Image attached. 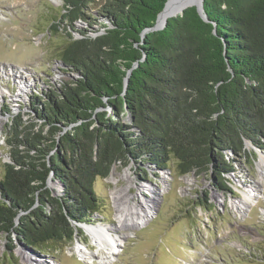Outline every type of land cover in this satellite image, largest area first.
<instances>
[{"label":"trees","instance_id":"16d2710c","mask_svg":"<svg viewBox=\"0 0 264 264\" xmlns=\"http://www.w3.org/2000/svg\"><path fill=\"white\" fill-rule=\"evenodd\" d=\"M166 2L63 0L49 35L65 25L57 58L77 78L59 88L46 81L49 91L33 94L40 126L10 118L0 236L53 254L100 212L95 182L113 165L168 170L173 162L180 176L210 171L214 186L228 191V155H244L246 142L264 148V0H203L207 21L192 6L142 36ZM78 21L103 31L91 36Z\"/></svg>","mask_w":264,"mask_h":264},{"label":"rangeland","instance_id":"374dc122","mask_svg":"<svg viewBox=\"0 0 264 264\" xmlns=\"http://www.w3.org/2000/svg\"><path fill=\"white\" fill-rule=\"evenodd\" d=\"M62 7L63 0H0V179L1 165L9 162L5 138L10 118L21 115L24 121L40 126L33 113V94L40 88L49 91L46 81L59 88L77 78L63 71L57 58L64 46L65 25L59 24L58 35H49L50 24ZM76 28L91 36L95 30L103 31L99 22L89 28L78 21ZM245 146L244 155H228L233 160L232 170L224 174L228 191L214 186L210 171L180 176L173 162L168 170L135 161L113 165L108 178L95 182L100 212L85 223L111 227L112 234L121 237L107 264H264V148L249 142ZM47 187L53 196L61 194V187L50 177ZM118 194L126 197L118 202L124 214L155 198L143 226L120 227L114 201ZM81 225L82 235L53 254L30 250L13 236H0V264H27V260L32 264H99L107 249H101ZM12 245L15 249L9 253L7 246ZM78 249L88 250L95 258H82Z\"/></svg>","mask_w":264,"mask_h":264},{"label":"bare ground","instance_id":"6f19581e","mask_svg":"<svg viewBox=\"0 0 264 264\" xmlns=\"http://www.w3.org/2000/svg\"><path fill=\"white\" fill-rule=\"evenodd\" d=\"M201 4V0H169L166 4L164 10L158 17L157 27H161L164 22L173 15L180 14L184 9L189 6H199ZM264 162V159H263ZM123 194V192H122ZM156 197L155 193L153 194ZM121 199L126 200V197H122L121 194H118L115 198V205L119 216V223L121 228H130L136 229L140 226H143L150 216L152 207H154L153 200L144 201L143 205H139V208L131 207L129 209V213L124 214L126 210L124 207H121V204L118 202ZM247 200H252L251 196H247ZM117 202V203H116ZM244 204V203H243ZM237 207V206H235ZM85 232L91 237L92 240L101 249H107L106 255L101 257L102 260L99 264H107L105 260L110 261V257H113L117 251L118 242L120 241L121 237L117 235H113L112 233L115 232L111 227L105 225H94L88 226L84 225ZM109 235V236H106ZM78 253L84 259L89 261H93L95 255L93 253H89L88 250L78 249ZM97 259V258H96ZM38 263V262H37ZM27 264H32L31 260H27ZM35 264V263H34Z\"/></svg>","mask_w":264,"mask_h":264},{"label":"water","instance_id":"95a60500","mask_svg":"<svg viewBox=\"0 0 264 264\" xmlns=\"http://www.w3.org/2000/svg\"><path fill=\"white\" fill-rule=\"evenodd\" d=\"M168 1L169 0H167V2L165 3V6H166V4L168 3ZM202 3H203V0H201V4L199 5V6H194L195 8H196V10H197V12H198V14L201 16V18L204 20V21H207V18H206V16H205V14H204V12H203V5H202ZM165 6H164V8H165ZM189 7H192V6H189ZM164 8H163V10H164ZM188 8V7H187ZM162 10V11H163ZM185 10V9H184ZM162 11L158 14V16H157V19H156V22H155V25L151 28V29H147V30H145L144 32H143V34H142V36H144L146 33H148V32H150V31H157V30H161V29H163L164 28V26L166 25V23H167V20L164 22V24L161 26V27H157L156 26V24H157V21H158V17H159V15L162 13ZM183 12V11H182ZM182 12L179 14V15H181L182 14ZM176 16H178V15H176ZM175 15H173V16H171L170 18H173V17H176ZM129 76V72L127 73V76H126V78H125V85L127 84V77ZM80 228H81V224L80 225H78Z\"/></svg>","mask_w":264,"mask_h":264}]
</instances>
